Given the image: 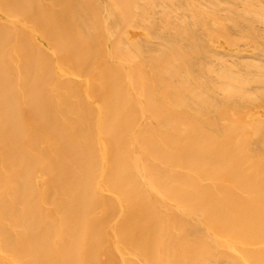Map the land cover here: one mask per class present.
I'll return each instance as SVG.
<instances>
[{
    "label": "bare ground",
    "instance_id": "6f19581e",
    "mask_svg": "<svg viewBox=\"0 0 264 264\" xmlns=\"http://www.w3.org/2000/svg\"><path fill=\"white\" fill-rule=\"evenodd\" d=\"M0 264H264V0H0Z\"/></svg>",
    "mask_w": 264,
    "mask_h": 264
}]
</instances>
